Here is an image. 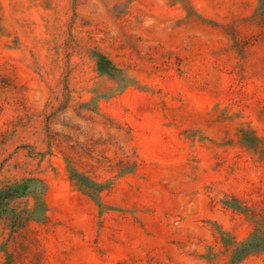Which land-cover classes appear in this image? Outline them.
Wrapping results in <instances>:
<instances>
[{
  "label": "rangeland",
  "instance_id": "374dc122",
  "mask_svg": "<svg viewBox=\"0 0 264 264\" xmlns=\"http://www.w3.org/2000/svg\"><path fill=\"white\" fill-rule=\"evenodd\" d=\"M3 191L0 264H231L264 230V0H0Z\"/></svg>",
  "mask_w": 264,
  "mask_h": 264
},
{
  "label": "trees",
  "instance_id": "16d2710c",
  "mask_svg": "<svg viewBox=\"0 0 264 264\" xmlns=\"http://www.w3.org/2000/svg\"><path fill=\"white\" fill-rule=\"evenodd\" d=\"M11 191H14L13 189H8ZM6 191L0 192V199L2 198V202L7 199L6 196H3L2 193H5ZM264 251V230H259L257 234H255L250 241L243 244L240 250H237L235 252V256L233 257L232 263L245 259L250 254L254 252H262Z\"/></svg>",
  "mask_w": 264,
  "mask_h": 264
}]
</instances>
